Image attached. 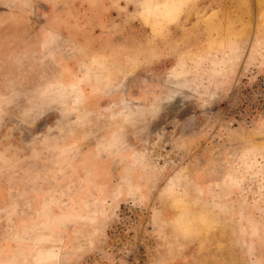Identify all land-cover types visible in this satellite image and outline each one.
Instances as JSON below:
<instances>
[{"label":"rangeland","instance_id":"1","mask_svg":"<svg viewBox=\"0 0 264 264\" xmlns=\"http://www.w3.org/2000/svg\"><path fill=\"white\" fill-rule=\"evenodd\" d=\"M0 264H264V0H0Z\"/></svg>","mask_w":264,"mask_h":264}]
</instances>
